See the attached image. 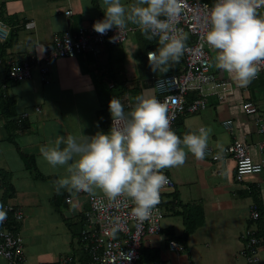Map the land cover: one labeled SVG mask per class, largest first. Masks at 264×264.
<instances>
[{"label":"crops","instance_id":"0c3cea01","mask_svg":"<svg viewBox=\"0 0 264 264\" xmlns=\"http://www.w3.org/2000/svg\"><path fill=\"white\" fill-rule=\"evenodd\" d=\"M0 2L13 23L9 43L4 45L6 53L18 58L42 52L64 30L75 31L93 18L104 19L101 0ZM67 9L71 11L68 16ZM258 12L264 14V6ZM128 26L133 29L122 43L105 42L98 53L53 60L46 81L33 67L29 78L10 83L0 66V81L8 84L6 96H0V201L20 207L24 214L17 223L24 264H60L69 255L73 261L67 264H75L86 258L80 233L85 226L87 198L75 190H57L56 182L68 175L66 166H50L41 156L40 147L57 135L108 132L111 113L107 105L113 97L130 109L141 93L155 96L151 76L163 71L150 69L147 53L159 46L158 38L149 40L136 24ZM209 51V72L229 80L235 92L226 104L208 96L205 108L182 113L172 130L182 139L188 132L207 127L211 130L207 147L219 157L213 159L205 153L203 159H197L185 149L183 165L163 170L173 184L162 192L161 229L143 238L141 250L146 257L157 255L162 264H246L243 231L255 225L261 239L258 264H264V148L257 147L263 136L254 119L258 116L264 121V75L241 86L216 66L215 52ZM192 94L189 92L188 97ZM244 100L256 104L255 116L242 111ZM21 113L26 116L18 125L16 119ZM226 118L234 120L235 135L250 144L254 160L262 162L260 172L248 173L242 180L235 179V161L226 153L233 136L223 126ZM33 164L35 168H31ZM93 193L104 194L99 189ZM251 203L260 211L256 221L249 217ZM187 226L193 229L183 242L181 236ZM170 239L183 244L184 249L170 250Z\"/></svg>","mask_w":264,"mask_h":264},{"label":"clouds","instance_id":"9594fccd","mask_svg":"<svg viewBox=\"0 0 264 264\" xmlns=\"http://www.w3.org/2000/svg\"><path fill=\"white\" fill-rule=\"evenodd\" d=\"M264 0H215L205 18L204 41L215 52V64L241 86H247L264 65V14L258 9ZM104 19L93 29L106 34L118 30V40L129 23L136 24L159 46L147 53L153 72L168 71V65L184 55L186 37L177 27L186 7L185 0H101ZM112 125L95 135H57L40 147L43 159L52 167L66 166L67 176L56 183L60 188L88 193L101 190L110 201L126 197L133 201V213L146 218L160 202L167 184L163 170L185 163L187 152L203 159L210 129L200 127L181 139L170 126L167 106L154 95L141 93L129 111L117 97L109 101ZM187 149V152L185 151ZM8 212L0 204V224Z\"/></svg>","mask_w":264,"mask_h":264},{"label":"built area","instance_id":"2783aa9c","mask_svg":"<svg viewBox=\"0 0 264 264\" xmlns=\"http://www.w3.org/2000/svg\"><path fill=\"white\" fill-rule=\"evenodd\" d=\"M214 3L215 0H185L186 7L177 24L186 37V49L181 57L183 60L181 71L151 76L155 97L168 108L171 129L177 117L182 113H196L205 108L208 96L213 95L218 104H226L235 92L229 80L216 78L209 72L210 51L203 37L207 27L205 18ZM70 14L69 9L65 10V15ZM99 20L102 19L93 18L91 22L75 31L64 30L55 35L51 43L43 47L42 52L30 54L26 58L12 55L5 57L0 54V66H6L7 77L10 81L29 78L32 75L33 67L37 68L40 79L46 81L53 60L60 57H75L87 52L98 53L102 43H122L126 39L128 31L133 29L132 26H127L119 34L118 40L112 42L110 38L116 37L118 30L113 27L104 35L97 33L93 29V24ZM10 29L11 25L0 13V42L9 38ZM259 74L264 75V65H261ZM5 86L6 83L1 81L0 88L3 89ZM189 92H193L194 96L189 98ZM2 95L4 96L5 93ZM36 109H38L37 106ZM241 109L247 115L255 116L257 113V106L252 100L242 101ZM25 116L26 113L18 115L16 119L18 125L22 123ZM254 119L258 124V131L263 136V139L257 143L260 150L264 148V121L258 116ZM222 123L224 128L233 134L226 153L231 155L235 161V179L242 180L248 173L260 172L263 168L262 162L254 160L250 144L235 135L234 120L226 118ZM111 125L112 117L109 120V128ZM205 153L211 155L213 159L219 157L218 154H212L209 147ZM164 174L168 182L161 190L160 202L151 209L149 215L144 219L134 215L135 205L126 197L110 201L105 194L75 191L85 195L88 202L84 212L85 226L80 233L81 248L85 252L86 258L76 261L75 264H162L150 260L142 261L141 245L146 235L158 233L161 229V220L164 216L162 192L173 184L171 177L165 172ZM70 199L71 197L68 196L67 200ZM0 204H3L4 209L8 212V218L0 224V256L4 259L3 264H24L23 241L17 228V223L23 219L24 214L20 207L10 202L0 201ZM259 216L260 211L257 204L251 203L249 206L250 219L256 221ZM243 237V253L246 256V264H258L257 251L261 241L258 227L255 225L247 227L243 231ZM168 248L180 252L184 246L180 242L170 239ZM70 261H73L71 255L63 258L60 264H67Z\"/></svg>","mask_w":264,"mask_h":264},{"label":"trees","instance_id":"16d2710c","mask_svg":"<svg viewBox=\"0 0 264 264\" xmlns=\"http://www.w3.org/2000/svg\"><path fill=\"white\" fill-rule=\"evenodd\" d=\"M0 5H1V8H0V13L3 15V18L9 23V24H13L12 23V20H11V18H9V17H7L6 16V13H5V10H4V7H3V5L1 4V2H0ZM13 26L11 25V28H12ZM11 29H10V35H11ZM10 35H9V37H10ZM9 39V38H8ZM8 39L7 40H5L4 42H0V54H3L5 57H6V55H10L9 54V52H7L6 53V49H5V44L7 43H9V41H8ZM182 64H183V60L182 59H180L179 60V62H176L175 63V65L174 66H172L171 68H169L168 69V71H163L162 72V74H170V73H178V72H180L181 71V68H182ZM3 68H4V72H5V78L10 82V83H12V82H15V81H10V79L7 77V72H6V70H7V68H6V66L4 65L3 66ZM1 82V81H0ZM8 86V84L3 88V89H1L0 88V96H2V94H4L5 93V96H6V87ZM192 96H194V93L192 94ZM191 96V97H192ZM107 106H109V104L107 105ZM130 109H128V108H126L125 107V111L127 112V111H129ZM13 121H14V119H13ZM15 122V121H14ZM31 168H35V165L33 164L32 166H31ZM192 229H193V227H192ZM191 229V227L190 226H187L186 228H185V230H184V232H183V235L181 236L182 237V240L181 241H183L184 242V238L186 237V235L192 230ZM141 252L143 253V251L141 250ZM145 256V254L143 253V255L141 256V260L142 261H147V260H150V261H156V262H160V261H158L156 258H157V255H155V256H148V257H144Z\"/></svg>","mask_w":264,"mask_h":264}]
</instances>
